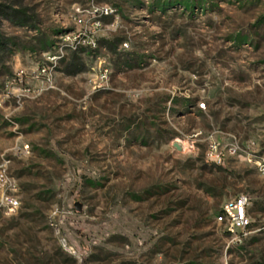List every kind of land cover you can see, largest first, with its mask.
<instances>
[{"label": "rangeland", "instance_id": "374dc122", "mask_svg": "<svg viewBox=\"0 0 264 264\" xmlns=\"http://www.w3.org/2000/svg\"><path fill=\"white\" fill-rule=\"evenodd\" d=\"M214 131L264 153V0H0V264H264V176Z\"/></svg>", "mask_w": 264, "mask_h": 264}, {"label": "built area", "instance_id": "2783aa9c", "mask_svg": "<svg viewBox=\"0 0 264 264\" xmlns=\"http://www.w3.org/2000/svg\"><path fill=\"white\" fill-rule=\"evenodd\" d=\"M78 21L83 23L84 20L79 18ZM94 26L101 27V21H95ZM64 40L70 43L73 48L78 47L75 44L76 41H69L71 40L69 35H65ZM77 42L79 44L80 41ZM92 42L95 44L94 40ZM46 71V68L42 69V72ZM102 78H108L107 70ZM198 106L206 108V103L199 102ZM201 134V131L194 134L196 141H201ZM204 141L206 143V159L209 163L225 166L231 159L246 161L264 176V153L261 152L255 141L242 140L235 134L220 131L210 132ZM16 191V181L9 173L8 161L4 160L0 163V213L13 215L20 208L21 201ZM251 205L252 198L249 195L239 194L223 204L221 211L216 215V222L225 225L227 231L237 239L238 233H244L252 225Z\"/></svg>", "mask_w": 264, "mask_h": 264}, {"label": "water", "instance_id": "95a60500", "mask_svg": "<svg viewBox=\"0 0 264 264\" xmlns=\"http://www.w3.org/2000/svg\"><path fill=\"white\" fill-rule=\"evenodd\" d=\"M76 207H77V209H81V207L78 203L76 204Z\"/></svg>", "mask_w": 264, "mask_h": 264}, {"label": "trees", "instance_id": "16d2710c", "mask_svg": "<svg viewBox=\"0 0 264 264\" xmlns=\"http://www.w3.org/2000/svg\"><path fill=\"white\" fill-rule=\"evenodd\" d=\"M27 216H29V215H27Z\"/></svg>", "mask_w": 264, "mask_h": 264}]
</instances>
